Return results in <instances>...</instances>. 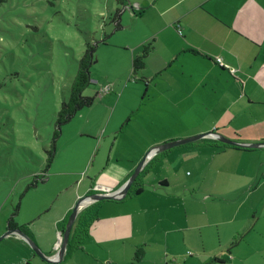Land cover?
Wrapping results in <instances>:
<instances>
[{"label":"crops","instance_id":"0c3cea01","mask_svg":"<svg viewBox=\"0 0 264 264\" xmlns=\"http://www.w3.org/2000/svg\"><path fill=\"white\" fill-rule=\"evenodd\" d=\"M127 10L135 23L122 24L117 31L124 33L121 43L102 45L115 49L112 53L129 73L135 55L152 43L153 50L138 73L145 83L136 90L143 93V101L123 103L132 97L125 85L122 93H115L112 87L113 94L99 95L100 103L89 107L92 112L106 109L109 118L96 133L84 131L82 135L93 140L90 151L96 135L102 140H97L92 159L86 160L88 176L78 181L82 189L78 196L118 190L145 152L166 142L214 132L240 143H264V0H131L123 9L121 22ZM217 58L236 72L218 64ZM106 85L101 83L97 94ZM143 139L153 141L143 144L141 151L138 141ZM215 141L219 140L208 136L155 154L128 197L85 206L81 211L83 224H87L83 244L71 233L72 245L60 262H46L21 236L11 234L0 242V264H133L138 248L145 252L138 264H171L178 256L185 264L187 256L170 250L167 237L186 231V224L190 226L197 219V208L192 205L196 178L187 175L196 154L226 159L264 150L218 149ZM176 153L180 156L175 157ZM222 166L226 165L216 169L221 172ZM208 167L213 168L205 162L194 168L200 174ZM138 189H142L140 194H136ZM179 190L186 195L175 205ZM73 205L52 228L59 235L56 246L48 247L43 229L32 227L34 221L26 226L24 232L47 256L57 257L63 231L60 226ZM174 205L177 211L170 209ZM93 207L97 211L92 218L89 213ZM171 213L177 215V222Z\"/></svg>","mask_w":264,"mask_h":264},{"label":"rangeland","instance_id":"374dc122","mask_svg":"<svg viewBox=\"0 0 264 264\" xmlns=\"http://www.w3.org/2000/svg\"><path fill=\"white\" fill-rule=\"evenodd\" d=\"M116 6L115 0H7L0 5L1 235L16 214L17 223L28 226L34 221L32 227L43 229L48 247L56 246L59 235L54 234L53 226L72 203L73 210L86 196H78L82 189L77 184L88 176L86 160L93 157L102 137L96 135L90 151L93 140L82 135L84 131L96 133L100 124L106 125V109L92 112L83 108L64 125L54 162L48 172L43 170L57 128V113L69 98L78 61L88 42H102L105 33H113ZM122 20V24L135 23L130 10ZM123 36L115 32L109 41L113 46L121 43ZM105 47L99 43L91 68L92 80L100 84L89 85L84 95L94 96L99 104L96 94L101 83L113 85L115 93H122L121 88L127 85L132 97L123 103L142 104L143 93L136 90L145 83L138 73L125 72L122 61L112 53L115 49ZM151 141H138V148L144 151L141 146ZM244 156L223 159L197 153L187 169V175L196 178L192 205L197 208V219L186 224V231L167 237L170 250L187 256L185 264H264V150ZM205 162L213 168L196 173L194 167ZM222 164L226 166L219 167L220 172L216 166ZM34 176L39 178L32 187ZM185 195L179 190L173 204ZM175 205L172 211H177ZM95 208L89 213L92 218ZM171 215L177 222V215ZM174 261L183 264V257Z\"/></svg>","mask_w":264,"mask_h":264},{"label":"trees","instance_id":"16d2710c","mask_svg":"<svg viewBox=\"0 0 264 264\" xmlns=\"http://www.w3.org/2000/svg\"><path fill=\"white\" fill-rule=\"evenodd\" d=\"M6 1L7 0H0V5ZM115 2L117 6L113 14V18H112V22L115 24V28H114L113 33H111L110 35H113L115 32L123 28V25L121 22L123 9L130 4L131 0H115ZM110 35L108 33H105V37L102 40V42H98L95 44L88 42L86 44L84 55L78 61V70H77L76 76L74 78V81L70 89L69 98L68 100L62 102L60 109L58 110L57 121H56L57 128L54 133L53 143L50 148L51 150H48V157L46 161L47 164L43 170V173L48 172L54 162L55 155H56L57 140L61 136L63 126L68 124L80 110H82L83 108H89L93 106V104L95 103L96 98L94 96H85L84 92L87 89V87L93 83L92 76H91V68L94 62V57H95V53L97 51L98 45L99 43L107 44L109 42ZM152 50H153V45L152 43H149L145 45L143 49L137 55H135L133 59V73L134 74L140 73L143 70L146 64V58ZM191 51L197 52L195 50H191ZM98 96H99V93L96 94V97ZM214 143L216 145V148L218 149H223L224 147L225 148L231 147L220 141H215ZM34 177H35V181L33 182V184H31L32 187L37 186V182L39 178V176H34ZM135 183L136 182H134L133 186L135 185ZM141 192H142V189H138L136 191V194H140ZM128 195L126 197H128ZM18 210H19V206L16 209V213L18 212ZM15 215L16 214L12 215V217H10V219L8 220L7 229L19 228V229H22L23 231H26L27 229L26 226H23V225L20 226L16 222V220L14 219ZM84 220H85V215L81 213L78 217V223L74 226L73 232H72L73 239L74 238L78 239L79 240L78 242H80V244H83V240L87 232L86 230L87 224H83ZM67 222H68V219L65 220L64 222L65 225L63 226V231L66 228ZM71 245H72V242H69L68 246L70 247ZM144 254L145 252L143 248H138L137 251L135 252L133 264H138L139 262H141V260L144 257Z\"/></svg>","mask_w":264,"mask_h":264},{"label":"water","instance_id":"95a60500","mask_svg":"<svg viewBox=\"0 0 264 264\" xmlns=\"http://www.w3.org/2000/svg\"><path fill=\"white\" fill-rule=\"evenodd\" d=\"M208 136L215 137L217 140L221 141L222 143H224L228 146H233V147H237L240 149L254 150L257 148H264V143H253V144L240 143V142L231 140V139H229L223 135H219V134L214 133V132L199 134V135H196V136H193L190 138H186V139H180V140H175V141H171V142H166L165 144L160 145V146L155 147L152 150H150L144 156V158L139 162V164L137 165V167L134 170L131 177L118 190H115V191H106L105 190V191H102L99 193L88 194L85 197L81 198L77 202V204L74 206V208L70 214V217L68 219L65 230L61 233V241H60L61 244L59 246V251L57 253L56 258H52L51 256H47L46 254H44V252H42V250L40 249L39 245L26 232H24L22 229H19V228L8 229L3 235L0 236V242L5 237H7L11 234H17V235L21 236L31 246V248L35 251V253L39 257H41L43 260H45L46 262H48V263L60 262L66 254V250H67L69 242H70L71 233H72L74 224L76 222V219H77L79 213H81V211L85 207V206H83L84 201L89 200L90 201L89 204H91V203L99 202V201L124 199L128 195V193L131 190L134 182L139 177V175H140L141 171L143 170V168L145 167L146 163L148 162V160L153 155L164 152L166 150L172 149V148L180 146V145H184L187 143L197 141L199 139H202V138H205Z\"/></svg>","mask_w":264,"mask_h":264},{"label":"built area","instance_id":"2783aa9c","mask_svg":"<svg viewBox=\"0 0 264 264\" xmlns=\"http://www.w3.org/2000/svg\"><path fill=\"white\" fill-rule=\"evenodd\" d=\"M216 61H217V63L220 64L221 66L230 69V71H231L233 74L236 72L235 69H232V68H230L228 65H225V64L222 62V59H221V58H217ZM111 91H112V86H111V85H106V86L102 87V89H101L100 92H99V95H100V96H103V95H106L107 93H109V92H111Z\"/></svg>","mask_w":264,"mask_h":264},{"label":"bare ground","instance_id":"6f19581e","mask_svg":"<svg viewBox=\"0 0 264 264\" xmlns=\"http://www.w3.org/2000/svg\"><path fill=\"white\" fill-rule=\"evenodd\" d=\"M89 200L83 202V206H87L89 204ZM85 208V207H84Z\"/></svg>","mask_w":264,"mask_h":264}]
</instances>
